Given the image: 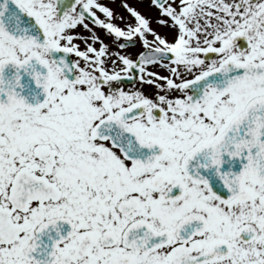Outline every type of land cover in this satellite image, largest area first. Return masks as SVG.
<instances>
[{
	"label": "snow or ice",
	"instance_id": "snow-or-ice-1",
	"mask_svg": "<svg viewBox=\"0 0 264 264\" xmlns=\"http://www.w3.org/2000/svg\"><path fill=\"white\" fill-rule=\"evenodd\" d=\"M0 264H264V0H0Z\"/></svg>",
	"mask_w": 264,
	"mask_h": 264
}]
</instances>
